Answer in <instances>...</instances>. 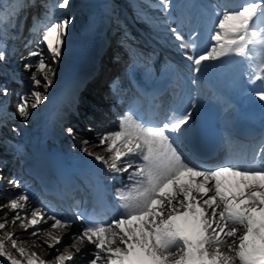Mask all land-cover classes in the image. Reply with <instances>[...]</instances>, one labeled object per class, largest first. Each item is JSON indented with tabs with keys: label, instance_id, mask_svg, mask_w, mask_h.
<instances>
[{
	"label": "snow or ice",
	"instance_id": "6c2138e0",
	"mask_svg": "<svg viewBox=\"0 0 264 264\" xmlns=\"http://www.w3.org/2000/svg\"><path fill=\"white\" fill-rule=\"evenodd\" d=\"M159 2L161 11L167 13L170 0ZM70 3L71 0H56L54 4L41 5L45 9L44 19H52L53 10L67 9ZM26 6H34V0ZM73 20L74 17L57 19L42 29L34 24L32 31L39 32L37 48L28 52L23 65L29 73L28 87L23 95L16 93L15 113L20 118L27 120L29 106L37 109L47 100V90L55 76L53 65L62 56ZM170 31L176 46L191 61L194 73L206 69L207 62L236 55L249 61L258 59V75L250 82L264 83V0H243L238 8L216 12L209 43L199 54L191 37L185 42L177 29ZM31 43L27 41L24 47ZM29 57L37 59L33 61ZM8 59L9 54L0 46V63ZM11 95L6 86L0 85V97H3L0 109L6 111ZM256 95L264 101V88L257 90ZM66 134L75 138V129L68 127ZM190 134L194 135L195 129L192 112L186 110L159 125L141 121L130 109L119 118L116 130L96 132V146L109 155L107 158L95 155L94 159L109 172L117 175L127 172L131 183L117 192L119 207L110 221L84 213L75 215L74 220L81 226L69 236L71 242L66 249L80 253L78 243L92 245L88 264H264V163L257 161L244 166L228 160L214 167L190 163L175 146L182 136ZM83 143L90 142L84 139ZM81 151L94 155L87 148ZM9 184L22 188L15 177ZM31 204L27 190H22L0 203V212L5 218L12 212V223H19L25 231L31 229L29 234L35 239L45 232L47 239L43 243L55 249L56 254L44 260L36 253H26L25 248L18 246L17 234L7 232L5 219L0 222V231L4 233V238H0V257L9 264H22L7 251L6 242H10L13 249L26 257V264L74 261L71 252L59 251L57 246L64 238L52 231L70 228L73 220L59 217L46 206L31 207ZM48 221L52 223L47 230L39 227ZM241 228L243 234L238 236Z\"/></svg>",
	"mask_w": 264,
	"mask_h": 264
},
{
	"label": "bare ground",
	"instance_id": "6f19581e",
	"mask_svg": "<svg viewBox=\"0 0 264 264\" xmlns=\"http://www.w3.org/2000/svg\"><path fill=\"white\" fill-rule=\"evenodd\" d=\"M54 1L55 0H40L34 2V6L29 7L26 6V4L25 7H22L20 19L16 22V26H19L18 35L15 38L13 37L14 40L11 46L4 48L9 54V59L6 60V62L12 66L11 69H13V71H17L18 77L10 76L11 79L7 81L4 80L1 85L9 88L10 86H17L18 89L23 92L27 89L21 79L22 77L28 78L29 75L28 71L24 68L22 69L21 66L26 62L24 53H26L27 49L30 47H34L33 41H35L36 44L39 38V32L32 31L34 24H39L40 28H43L45 23L56 20L58 14L56 10L52 12V19L45 20V9L41 6L43 4H54ZM227 1L232 2V0ZM226 5V8L230 7V4ZM91 13H93L92 16L96 14L95 11H91L90 14ZM60 14L66 15L67 12L65 11ZM107 17V14L103 15V24H105V28L95 23V17L91 26L86 29L85 34H82V37H80V35L71 36L65 40L62 56L59 61L53 65L55 76L53 77V84L47 91L48 98L37 109H31L29 106L30 116L27 120L20 118L18 114L15 113L18 99V96L15 94L11 96L9 102L6 104V111H0V119L3 120L5 118L8 123L12 122L18 127V131L14 133L9 129L7 124H0V134L4 136V139L1 140L3 142H0V162L3 165V172H5L4 175H0V177L3 178L0 179V203H4L7 199L20 192L16 191L14 185L9 184V180L15 177L21 182L22 188L20 190H27L30 195L32 201L31 207L43 208L46 206L47 209H50L59 217L69 219L66 210L63 206L60 207L56 203V199L60 201L73 200L77 203L78 198L85 195L87 183H91L90 180L94 182L95 174L98 175L101 180L110 178V181H113L110 189L113 193L111 197H114L112 199H117V192L125 185L131 183L128 180L127 172L120 174L118 177L117 174L109 172L101 162L94 159L95 155L104 156L106 158L109 155L96 146L97 141L95 133L98 131L116 130L118 124L116 121L114 124L106 123L107 118L110 117L107 112L104 111V107L108 110L114 109L120 111L121 109H117L116 106L121 107L129 102L128 96L123 95V89L120 88L127 80L126 75L122 74L124 64L126 65V70H128L126 73L130 72L136 77V75H141L142 71L134 61L143 67L147 66L146 71H149L152 66L154 69L158 70L162 66L168 68L164 64L174 66V63L158 51L144 34L137 33L136 29H134L135 27L129 21L128 15L121 14L120 17L117 16L116 20L121 19L123 22H116L114 24H112L111 21L107 22ZM69 31L68 29V34ZM29 40H33V44H30L29 48H25L24 44ZM120 43L122 44L120 45ZM14 44L15 47H13ZM204 48L205 47L199 48V46H197L195 51L200 52ZM158 55L159 59L156 60L154 57ZM181 55L184 58L182 61L187 63L184 55L182 53ZM14 57L22 59L16 61ZM140 57H142L141 61H139ZM145 61L147 63L150 62L149 68L148 65L144 63ZM220 61H222V64H219L216 71H213L211 81L214 80L216 84L226 83L227 92L230 96L238 97L241 103L239 104L240 106L238 104L235 105L239 106L236 112H239L243 108L246 110L242 112L246 114L253 112L255 109H262L264 111V101L260 100L259 96L256 95L257 90L264 88V85H261V83L259 84L257 80L255 83L250 82V80L255 79V76L258 75L257 71L254 70L256 62L254 61L255 64H251L250 67L248 65L250 61L236 55L221 58ZM47 62L51 63L50 60ZM70 69L72 72L68 74V70ZM171 71L176 74V69L174 71V67ZM39 75L40 73L37 72V76ZM115 79L120 81V85H113L116 81ZM244 80H247V85L245 86H243ZM104 82H107V85L112 84L115 90V99L109 102V106L106 105V101H103L107 96L106 92L103 91L104 87L107 88ZM196 85L197 84L194 83L193 87H196ZM193 87L191 85H186L187 100L189 103L191 101H200L198 103L200 105L202 104L203 98L199 93L192 90ZM117 92L122 94L123 96L119 97H123L124 99L118 101L119 97H117ZM167 92V89H165L163 92L164 96H162L163 100H169ZM174 93L175 90H171L172 96ZM186 104L187 103H185V105ZM158 107L161 109L162 105L160 104ZM190 109H193V107ZM85 121L88 126H94L87 127V129H92L91 131L94 134L86 133V131L89 132V130H85L83 127V124H85L83 122ZM67 124H71L76 130H79L80 134L88 139L90 143L85 144L81 141L79 144L83 143L85 145L80 146L77 151L71 149L69 145L67 146L65 142L68 141V139L66 138L65 131L70 127ZM25 126H28V129H25ZM39 126L40 131L43 129L46 134V138L42 140V143H48L54 149L52 150L53 154L47 155H49L51 159L57 157V160L55 159L53 161L46 158L41 149L38 150ZM257 139H259V137H257ZM74 140L75 139L71 140V142L73 143ZM29 145L32 146V149H34L33 151L30 150L28 147ZM83 148H87L88 152L94 155H88L87 152L81 151ZM239 149H242V147ZM64 154L66 156H63ZM29 156L33 157L29 158ZM67 158L73 160L72 165H67L69 162ZM33 162H35L34 165L27 166V164ZM46 166L54 167L55 170H46ZM5 174L10 176L6 177L7 175ZM59 174H61L63 178L60 179ZM114 176H116V179H113ZM33 180L38 182V184H35L37 186H46V184L51 183V180L56 184L52 186L49 185L50 187L46 186L49 188L50 192L47 194L44 191L41 192L39 187H35L32 182ZM42 180L47 183L39 182ZM103 200L108 202L105 197ZM31 207H29L27 211L30 212ZM5 211H7V209H5ZM12 216L13 213L10 211L6 218L3 216V212H0V222L7 219V232L17 234L16 239L18 240L19 247L25 248L28 254L36 253L44 260H49V258L56 254V250H54L53 252H48L47 255L45 249L47 245L43 243L44 240L47 239L45 232H41L40 238L35 239L29 234L31 229L25 231L20 227L19 223L13 224ZM51 223L52 221H48L47 224H42L39 227L47 230ZM80 226L79 223L65 230H70V234H72L78 231ZM52 231L54 235L64 238L63 243L57 246L59 251L64 252V254L71 252L75 257L74 261L66 262V264H85L88 262L91 257L90 253H87L88 255H86L84 259L78 258L75 249H66V245L71 242L69 236L62 233L61 229H52ZM242 234L243 229H238V236ZM0 238H4L3 231H0ZM228 242H231V238H229ZM77 247L86 251L91 245L84 247L82 244L78 243ZM6 248L14 257L26 260V257H22L16 249L12 248L10 242H6ZM0 258L4 260V258Z\"/></svg>",
	"mask_w": 264,
	"mask_h": 264
},
{
	"label": "rangeland",
	"instance_id": "374dc122",
	"mask_svg": "<svg viewBox=\"0 0 264 264\" xmlns=\"http://www.w3.org/2000/svg\"><path fill=\"white\" fill-rule=\"evenodd\" d=\"M40 0H34V2H37ZM226 4H230L229 8H238L241 3H243V0H232V2H228L227 0H224ZM29 2H33V0H0V45L5 47H9L12 45L14 38L18 35L19 29L18 25L16 26V22L18 19H20L21 15V10L22 7H25L26 4ZM56 0L54 1V3ZM171 2V7L169 8L168 12L165 13L161 11V5L159 0H71L70 7L67 9H55L57 11V19H62L64 17H74L73 23L69 26V34H67L65 40L70 38L71 36H79L82 37V34H85L86 29L91 26L92 22L94 21L96 17V24H100L105 28L104 23V18L103 15L107 14V22L111 21L112 24L116 22H123L121 19H117V16L120 17V15H128L129 16V21L131 24L135 27L137 33L139 34H144V36L149 39V42L158 49L167 59L171 60L174 59V56L179 58L180 60L184 59L183 56L181 55V50L176 46L177 41L174 39L172 32L170 29H177L179 32H181L185 38V42H188L190 37L194 42L198 45L199 42H206L205 46L208 45L209 41L208 36L209 34L213 31L214 29V24L216 21V12L220 11L222 12L226 8L221 7L219 4V1L217 0H170ZM185 4L186 10L188 12L183 13L181 12V6L182 4ZM201 4V5H200ZM198 6V7H197ZM72 9V10H71ZM71 10L70 12H68ZM67 12L66 15L60 14L62 12ZM91 11H95L96 14L92 16L93 13L90 14ZM198 11L201 14V19L200 16L198 15ZM183 13V14H182ZM111 14V15H110ZM186 14H192L195 18H190V21L193 22V25L188 24L189 21L183 20L182 15ZM201 20V25L199 29V21ZM55 21V20H54ZM52 21V22H54ZM100 21V23H99ZM185 24H184V23ZM51 23V22H50ZM49 24L46 23L45 26ZM185 27L184 30L187 28L193 29V32L197 33V37L195 36L196 34L194 33L193 35L189 34L186 35L182 29L183 26ZM96 27V25H95ZM42 29V28H41ZM30 34V32H29ZM14 37V38H13ZM33 42L31 43V45ZM122 43H120L121 45ZM35 45V43H34ZM202 45L201 48L205 47ZM15 47V44L13 45ZM37 45L35 47L29 48L26 53H24V57H28V52L36 50ZM201 52V51H200ZM200 52H196V54H199ZM168 53V54H167ZM167 54V56H166ZM16 61H19L22 58H17L14 57ZM28 59L31 60H36V57H29ZM253 61L255 59H252ZM251 60V61H252ZM258 60V59H257ZM141 61V60H139ZM187 63L185 62L184 64L189 65V68L193 71V66L190 60L186 59ZM249 61V60H248ZM27 62V60H26ZM25 62V63H26ZM208 67L206 69H202L199 74L194 73L191 74L192 76H199L200 74L206 75L211 71V65L213 62H207ZM255 64V62H253ZM22 69L24 68L23 65ZM126 66V65H125ZM257 69L256 71L258 72V66H259V61L256 62ZM12 66L8 64V62L0 63V85L4 80L11 79V77H18L17 71H13L11 69ZM146 66H141V71L143 72L146 70ZM8 69V71H7ZM11 69V70H10ZM126 69V68H125ZM68 74H71V69L68 70ZM22 82L28 87V78L22 77ZM103 84V82H102ZM7 87V86H6ZM13 95L16 93H19L20 95H23L24 92L18 89L17 86H10L7 87ZM43 91V89H41ZM48 91V90H47ZM12 96V95H11ZM11 96L8 97L7 103L9 102ZM0 99H3V97H0ZM6 103V104H7ZM2 111V109H0ZM107 119V122H115L114 119ZM7 124L9 126V129L13 131L14 133L18 131V127L16 124L12 122H7L6 119H3V124ZM83 127H91L88 126L86 121L84 122ZM1 124V123H0ZM66 126V125H65ZM62 127V126H61ZM25 129H28V126H25ZM82 130V129H81ZM84 130V129H83ZM86 130V129H85ZM84 130V133H85ZM89 132L86 131V133L94 134L90 129ZM91 131V132H90ZM39 142H38V147L40 146L42 141V138L44 136L43 129L40 131V126H39ZM66 132V131H65ZM76 138H79L80 140H84L82 134H80V131H75ZM0 134V142L2 139H4V136H1ZM65 135V134H64ZM46 136V135H45ZM66 138L68 141L65 143L67 146L71 147V149L76 150L80 148V146H83L85 144H71V140H73V137H69L66 134ZM44 143V142H43ZM45 144V143H44ZM47 147L49 149H53L52 146H50L48 143H46ZM30 150L32 149V146H28ZM54 150V149H53ZM67 153V152H66ZM30 155V154H29ZM63 156H66L65 154ZM33 156H29V158H32ZM69 160L68 164L72 165V159ZM1 175V174H0ZM119 177V175H117ZM110 179V178H107ZM16 189V187H15ZM21 188H17L16 191H21ZM73 226V225H72ZM62 233L67 234L70 236V230H65L61 229ZM90 244H82V246H89ZM47 255L48 252H53L55 249H49L48 247L45 248ZM87 253H90L91 255L93 254V247L91 245L90 248H88L86 251L81 250L80 253H76L77 257L80 259H84ZM21 260L22 264H26L25 259H19ZM51 258H49L50 260ZM77 263V262H76ZM0 264H9V262L3 260L0 258ZM85 264H88L85 263Z\"/></svg>",
	"mask_w": 264,
	"mask_h": 264
},
{
	"label": "trees",
	"instance_id": "16d2710c",
	"mask_svg": "<svg viewBox=\"0 0 264 264\" xmlns=\"http://www.w3.org/2000/svg\"><path fill=\"white\" fill-rule=\"evenodd\" d=\"M0 6H2V5L0 4Z\"/></svg>",
	"mask_w": 264,
	"mask_h": 264
}]
</instances>
